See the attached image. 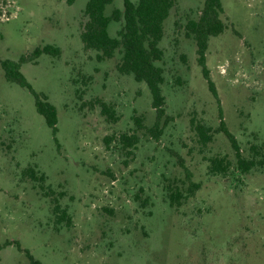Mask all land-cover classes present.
<instances>
[{"label":"rangeland","instance_id":"obj_1","mask_svg":"<svg viewBox=\"0 0 264 264\" xmlns=\"http://www.w3.org/2000/svg\"><path fill=\"white\" fill-rule=\"evenodd\" d=\"M87 1L0 0V244L18 241L43 264H264V169L240 174L226 136L204 145L195 128L220 126L185 29L204 0H177L165 22L159 65L169 119L159 140L149 131L156 110L148 86L118 71V54L101 62L85 48ZM123 2L115 0L107 15ZM222 3L227 29L211 39L207 65L228 128L251 158L264 145V0ZM121 27L113 23L111 35ZM46 45L61 55H42L22 73L57 107L59 144L33 95L7 81L2 68ZM124 134L139 138L135 147L121 144ZM222 157L232 163L229 172L211 174V159ZM29 168L45 174L44 189L26 175ZM186 170L201 188L172 208L168 188L186 194ZM54 199L70 224L58 221ZM0 264L30 262L10 246Z\"/></svg>","mask_w":264,"mask_h":264},{"label":"trees","instance_id":"obj_2","mask_svg":"<svg viewBox=\"0 0 264 264\" xmlns=\"http://www.w3.org/2000/svg\"><path fill=\"white\" fill-rule=\"evenodd\" d=\"M77 1L67 0V3L73 5ZM114 1H87L84 9L86 22L81 35L82 42L87 50L97 52V58L101 62L112 60L118 54L120 56L117 65L118 71L124 75H131L137 82L145 83L148 86L153 99V107L156 110V123L149 131L159 140L166 126L164 121L169 119L166 112V98L163 93L165 72L159 65L164 58V51L161 49L160 44L165 35V22L170 17L177 0H138L137 2L124 0L123 9L115 8L110 15H107V8ZM223 14L222 0H204L201 14L197 18L190 19L185 27L186 36L195 41L199 66L207 81L209 91L219 106L220 126L218 128L213 129L204 124H197L195 128L199 139L203 141L204 145L213 142L215 135L224 134L235 152V169L240 174L246 175L252 170L264 169V145L259 149L252 148L253 157L247 158L244 156L240 144L229 130L224 119L220 96L207 65V52L211 39L219 37L227 29L221 18ZM113 23L122 24L116 36H112L110 33ZM42 55L58 57L61 55V49L52 45L38 47L32 55L22 56L18 62L3 61L2 68L7 81L28 90L33 95L36 111L44 118L46 125L51 129L54 141L59 144L57 107L49 101L46 94L37 92L22 73L23 65L37 63ZM99 105L103 114L109 118L114 117V110L110 105L103 101H99ZM135 121L140 129L146 128L143 116L136 117ZM120 140L121 144L128 150L135 147L139 142L136 135L128 134L122 135ZM210 163L211 174L220 175H226L232 165L226 157L211 159ZM26 175L34 182H40L41 188L44 189L45 174H40L35 169L29 168ZM186 177L189 186L186 194H184V191H180L178 187L168 188L170 191L168 192V199L172 208L179 209L185 201L194 197L201 188L200 184L193 181V175L188 170H186ZM60 196L63 197L64 195ZM57 200H55L54 212L58 221L70 224L71 217L68 215L67 209H63ZM10 246H15L20 252L25 253L30 264H43L32 255L30 250H24L18 241H7L0 244V251Z\"/></svg>","mask_w":264,"mask_h":264}]
</instances>
